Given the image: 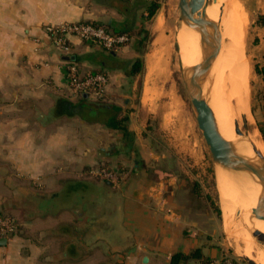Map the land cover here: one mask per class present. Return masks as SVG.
Instances as JSON below:
<instances>
[{
	"label": "crops",
	"instance_id": "1",
	"mask_svg": "<svg viewBox=\"0 0 264 264\" xmlns=\"http://www.w3.org/2000/svg\"><path fill=\"white\" fill-rule=\"evenodd\" d=\"M153 1L0 0V213L10 211L22 228L0 246V264H170L175 253L198 248L220 258L192 220L163 214L150 182L123 178L136 157L120 130L54 116L63 98L80 106L68 84L69 65L82 76L107 73L102 104L113 105L136 50L112 52L71 37V50L62 52L45 27L87 22L132 32ZM257 12L264 16V5ZM161 14L160 8L152 20ZM127 108L134 137L135 108ZM139 164L135 159L134 170ZM105 167L120 179L103 180L97 172ZM10 204L14 209H5Z\"/></svg>",
	"mask_w": 264,
	"mask_h": 264
},
{
	"label": "rangeland",
	"instance_id": "2",
	"mask_svg": "<svg viewBox=\"0 0 264 264\" xmlns=\"http://www.w3.org/2000/svg\"><path fill=\"white\" fill-rule=\"evenodd\" d=\"M236 1L242 4L247 16L245 51L250 64V108L259 129L260 126L264 127V101L260 94L263 82L256 74L255 66L264 63V21L258 24L261 15L257 8H262L264 0ZM179 2L159 0V9H162L160 18L156 21L152 20L153 17L144 19L135 30L142 31L135 38H144L143 43L139 47L140 51L135 52V59L127 61V68L120 80L122 92L117 103L111 105L120 108L121 117L129 116L127 106L131 110L135 108L137 117L134 137L129 134L126 143L132 141L133 154L135 159L140 160V166L134 170V159L128 165L129 173L123 178L132 181L137 176L138 180L150 182L153 187L150 189L151 195L157 198L158 207L163 209L161 211L165 216H175L177 219L181 215L182 218H189L209 249H216L221 259L229 256L247 264L243 260L244 255L238 252L239 248L242 250L245 247L244 238L238 232L236 236L239 235L234 238L225 229L222 197L216 179L218 166L198 126L197 114L185 86L186 67L180 58L178 41L182 26ZM196 33V37H200ZM197 40V55L202 56L203 51ZM131 46L134 47V43ZM192 55L196 59L193 49ZM137 58L143 62L141 71L131 75L132 64ZM211 77L208 81L210 86L207 85L205 90L209 97L208 91L213 85ZM89 96L104 103L102 98ZM126 98H129L128 105ZM127 125L129 129V120ZM260 136L264 143L261 133ZM102 171L97 172V175L107 180ZM120 177L119 171H115L108 178L117 182ZM11 207L13 210L11 204L5 209ZM19 207L24 210L23 206ZM143 221L146 223V219Z\"/></svg>",
	"mask_w": 264,
	"mask_h": 264
},
{
	"label": "bare ground",
	"instance_id": "3",
	"mask_svg": "<svg viewBox=\"0 0 264 264\" xmlns=\"http://www.w3.org/2000/svg\"><path fill=\"white\" fill-rule=\"evenodd\" d=\"M207 10L208 18L219 23L222 35L221 49L212 68L213 85L209 97L216 128L237 154L259 163L261 158L255 147L264 154V143L250 108V64L245 51L246 13L236 0H211ZM196 36L195 30L185 25L178 32L180 58L186 68L199 64L203 58L199 54L197 58L196 40L200 37ZM197 41L199 45L200 40ZM192 49L196 52V59ZM237 125L244 135L237 132ZM216 179L226 231L234 238L239 234L244 238L245 247L239 248L238 252L257 264H264V246L251 235V230L255 229L264 232V219L256 215L261 184L249 173L222 166L217 167ZM236 232L239 233L237 236Z\"/></svg>",
	"mask_w": 264,
	"mask_h": 264
},
{
	"label": "water",
	"instance_id": "4",
	"mask_svg": "<svg viewBox=\"0 0 264 264\" xmlns=\"http://www.w3.org/2000/svg\"><path fill=\"white\" fill-rule=\"evenodd\" d=\"M210 4L211 0H180L179 2L181 23L199 33L200 46L203 51L201 62L185 69V86L197 114L198 126L209 146L215 164L226 169L249 173L255 176L261 184L262 192L259 196V208L256 215L262 216L264 219V154L255 147V151L261 158L259 163L237 154L231 144L217 130L214 111L209 103V96L205 92L222 43L219 23L207 16V9ZM211 88L208 91L209 93L212 90ZM72 110L75 113H83L86 110L89 111L90 108L86 109L78 106ZM237 132L241 133L238 125ZM241 135L244 134L241 133ZM251 235L264 246V232L255 229L251 230ZM6 244L7 239H0V246ZM243 260L247 264H257L247 257H244ZM147 261L148 258H145L144 262Z\"/></svg>",
	"mask_w": 264,
	"mask_h": 264
},
{
	"label": "built area",
	"instance_id": "5",
	"mask_svg": "<svg viewBox=\"0 0 264 264\" xmlns=\"http://www.w3.org/2000/svg\"><path fill=\"white\" fill-rule=\"evenodd\" d=\"M47 36L53 46L62 52L71 50V37H76L83 42H89L107 51H117L127 45L130 38L127 34H115L106 28L87 22L63 23L45 27ZM109 79L104 73L80 75L74 65L68 66V84L75 97L83 94L95 95L103 98ZM107 180H111L112 172L102 171ZM17 231L16 221L10 217H0V239L11 238ZM206 264H243L242 262L225 256L222 259H212Z\"/></svg>",
	"mask_w": 264,
	"mask_h": 264
},
{
	"label": "trees",
	"instance_id": "6",
	"mask_svg": "<svg viewBox=\"0 0 264 264\" xmlns=\"http://www.w3.org/2000/svg\"><path fill=\"white\" fill-rule=\"evenodd\" d=\"M160 5H159V0H154L149 8H148V15L146 16L145 19H150L152 17L155 16L157 10L159 9ZM264 21V16H260L259 17V21L258 24H262V22ZM96 25V24H94ZM136 32V34H134ZM142 33V31H132V32H125V33H119L116 32L115 34H127L130 38L129 42L127 43L126 46L131 45L132 43H134V47L136 51H140L139 47L141 46V44L143 43V39L142 38H135V35L140 36V34ZM136 44V45H135ZM114 52V51H112ZM143 62L141 58H137L134 63L132 64V68H131V75H136L141 71ZM255 72L258 76L261 77L262 82H263V86L262 89L260 91L262 100L264 101V63L263 65H257L255 66ZM107 74V73H105ZM80 106H82L83 108H90L89 111H84L83 113H75L70 106V102L61 99L59 101L58 105V109L57 112H54V116H79L80 118L84 119L85 121L89 122V123H101L106 125L107 127L111 128V129H117L123 132V134L125 136H128L129 133V129H128V125L127 122L129 120L128 116H123L121 117L119 115L120 112V108H118L117 106H111V105H106V104H102V103H93L90 102L88 99H86V96H82L81 100L79 101ZM78 104V105H79ZM264 108V106H263ZM260 132L263 136L264 139V127L260 126L259 127ZM106 168V167H105ZM107 171H111V172H115L117 170H111V169H107ZM0 217H12V215H10L9 213H0ZM16 225H17V231L21 230L22 228H20L19 226V221H16ZM210 260H212L211 258L205 256L202 252V250L200 248L195 249L189 253H184V252H178L175 253L171 259H170V264H206L207 262H209Z\"/></svg>",
	"mask_w": 264,
	"mask_h": 264
}]
</instances>
